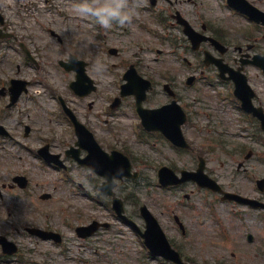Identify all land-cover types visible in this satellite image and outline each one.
Wrapping results in <instances>:
<instances>
[{
  "label": "rangeland",
  "instance_id": "1",
  "mask_svg": "<svg viewBox=\"0 0 264 264\" xmlns=\"http://www.w3.org/2000/svg\"><path fill=\"white\" fill-rule=\"evenodd\" d=\"M194 1L177 0L175 7L181 11L185 10L186 15L191 20H197L198 24L205 22L204 20L227 21V24L230 23L233 28L236 27V23L239 24L229 14L225 0ZM74 3L75 0H0V13L6 20L7 30L17 37L16 39L14 37L0 38V79L21 76L33 81L31 92L24 95L21 101L7 112L11 113L9 116L11 119L7 122L16 128H19L16 122L33 125L34 132L31 133L29 140L39 141V137L44 136L45 130L53 129V134L50 133L49 136L67 138L68 145L73 144L75 141L73 129L69 120L68 131L65 129L67 127L66 117L63 116L57 101L58 95L62 94L66 100L68 99L69 105L80 110L77 114L85 116L82 119L87 123L90 122V128L94 129L98 138L104 136V141L114 142L119 148L131 151L135 155L134 166L141 172V175L137 179L121 181L119 188V195L125 199L127 204L141 201V203L147 202L149 207L164 203H186L197 207H189L191 210L186 217L189 231L191 230L194 236V244L199 247L195 255L197 264H264V253L258 247V243L244 242L247 230L256 233L259 229L264 230V221L252 220L250 225L242 228L225 225L228 229L226 232L228 236L224 237V234L221 236L218 231L219 225L212 218V211L207 201L209 197L203 191L194 190L196 188L191 182L182 186L183 191H170L161 187L157 175L159 166L166 163L174 165L176 161L169 159L170 155L166 154V149L162 146L164 143L162 145L159 143L162 149L158 151L148 147L146 139L137 134L131 100L126 98L121 107L112 110L111 113H115L113 116L105 113L115 96L113 94L118 93L116 72L120 68H117L115 64L120 59L138 60L139 68L146 74L158 80L168 79L167 81L172 82L173 86L178 87L181 99L193 112L191 121L185 127L189 140L199 141L204 149L209 145L211 150L212 140L221 138L220 134L209 128L211 121V116H208L211 112L209 105L216 104L218 101L213 89L206 81L197 82L195 88H189L185 83L186 74L192 68L182 59V56L193 59L196 58L195 52L172 46L170 42L178 34L182 37V33L171 35L153 19L152 11L160 9L163 3H159L156 7L152 6L149 0H128L130 9L134 12L132 22L122 26L114 25L111 29H103L91 17L78 14L73 8ZM248 26L251 25L246 23V27ZM50 29L60 34L62 42L50 33ZM171 30L176 32L175 29ZM248 32L252 33H246L247 37L244 38L247 40L254 38L255 35L260 37L257 28L255 30L248 28ZM20 42L37 54L40 65L37 66L23 58ZM110 47H118L122 52L121 56L110 55ZM160 48H163V51L158 53L157 50ZM69 51H73L87 62L89 75L99 85L98 91L84 100L75 96L70 90L69 80H72L70 79L72 74L66 73L58 62L60 58L65 59ZM154 56H159L160 59L155 61ZM160 70L168 75H164ZM40 90L42 94L38 97L36 91ZM91 101H95L93 110L89 109ZM2 116L4 117V114ZM109 118L110 121H107ZM193 124H197L200 129ZM237 128L242 127L239 125L236 127L234 124L231 128V136L236 138L233 143L241 144L242 141L236 136ZM40 129L43 131H39ZM219 141L217 151L206 155L210 158L211 168L225 172L229 169L227 164L230 162L233 165L234 163L228 161L226 152L221 150L222 140ZM172 155L175 159L183 160L180 167L194 168L196 165L195 156L192 154ZM34 157L32 152L21 150L10 142H6L5 147L0 144V182L6 181L7 177L10 178L13 173L22 171L31 176V187H35L37 182L41 184L46 182L51 185L56 183L57 185L55 190L49 189L53 197L48 200H41L37 194L34 197L31 194H25L16 204H12L13 201H9L10 204H8L6 200L0 199V223L5 225L6 221H16L19 218H30L29 221L37 218L40 220L50 218L52 225L61 227L67 236L75 238L73 230L75 225L98 217L101 213L98 204L89 195H84L75 182H82L86 184L88 191H93L92 185H96L98 180L90 176L88 169L82 168L74 161H68V172H71L74 182L62 181L58 172L41 170L39 162ZM221 161L225 163L223 168H221ZM41 191L36 190L35 192ZM185 193L191 194L190 199L185 198ZM92 196L95 195L92 194ZM181 208V206H176L177 210ZM221 210L223 214L226 211L224 207ZM162 221L173 227L172 221L166 216L162 217ZM67 224L68 228L65 227ZM120 229L126 231L125 227L121 226ZM232 238L240 243H234ZM131 240L122 237V241L117 243L121 244L120 247L124 248V251L129 252V250L133 251V245L138 248L140 243H134L133 239ZM18 244L19 253L10 255L8 261L1 260L0 264H32L30 261H34L33 264H85L78 261L80 258L88 260V264H107L112 259L103 253L101 256H96L97 251L95 250L85 252L83 257L82 249L79 250L75 246L76 241L71 243V247L67 244V248H71L70 255L74 258L70 260L69 254L67 256L68 251L52 253L48 259L40 253L43 243L34 238H28ZM240 245L244 246V249H241ZM124 251L120 253L121 261L129 259L130 264H135L132 263L135 261L131 262L130 255ZM192 251L188 250L190 253ZM2 258L0 255V259ZM142 261L144 262V258ZM136 264H140L139 256Z\"/></svg>",
  "mask_w": 264,
  "mask_h": 264
},
{
  "label": "flooded vegetation",
  "instance_id": "2",
  "mask_svg": "<svg viewBox=\"0 0 264 264\" xmlns=\"http://www.w3.org/2000/svg\"><path fill=\"white\" fill-rule=\"evenodd\" d=\"M149 1L151 2L152 0ZM159 1L163 3L162 6L164 7L162 8L161 6L156 12L161 15L162 20H160L161 22L163 21L164 25L168 26L169 20L172 19L171 25L173 28L179 29L182 33H184L185 30H188L190 33H192V30H203L207 33V35L214 37L224 44V46H218L213 44L212 41H206L202 43V47L200 49H203V51L198 50L199 58H196L194 62H190L192 67L194 66L192 73H194L196 77H200V75L203 74L204 78H210L208 81L217 82L227 89L228 94L224 97L223 101L229 100L228 106L231 111L229 114V119L223 120L220 118V120L218 119L213 125L215 130L219 131L218 134L221 136V138H219V140H222L221 150L226 152L228 161H231L234 164L231 165L229 162L227 164V166H229L227 171L218 172L217 168H213L212 170L208 168V163L210 162L209 156L205 161L206 171L211 176L215 177L222 186L221 191L219 189L214 190L206 188V190L209 191L208 197L211 200V204L214 205L213 219L220 224H226L233 227L239 226L241 228L250 225L252 220L263 221L264 182H262L263 180H261V178H264V120H262L261 117H258L257 114H254L252 110H254L255 107H260L264 111V70L255 63H252L251 60L253 55L256 53L264 54V24L257 22L253 23L261 32L262 39L255 36L254 38L251 37L250 40H247L244 38L247 37L246 32L239 30L242 25L236 23V27L233 28L230 23L227 24V21H211L210 23L202 22L201 24H198L197 20H191V18L186 15L185 10L181 11L175 7V2L177 0H156L155 4L157 5ZM251 1H254L260 8H264V0ZM194 2H196V0ZM229 6L232 7L231 5ZM233 12L240 17L247 19L246 14H241L242 12L236 9L234 10V8ZM200 38L201 36L199 35L198 40ZM180 44L182 45V43ZM206 51L210 53L211 57L217 59L220 58L221 60H219V63L208 64L204 58ZM207 71L211 74H206ZM240 73L246 75L248 83L252 87L253 91L249 90L248 96L252 94L251 98L255 107L251 105L250 101L247 102L246 105H242V100H240L237 96L235 97L234 95L236 81L240 80L241 78ZM143 76L149 78L150 80L152 79L146 74ZM18 78L22 77L11 76L8 78L6 77V80L0 79V144L5 147L6 142H10L15 146H18L21 150L32 152L35 155L36 160L40 163V169H43L44 172L50 171L51 169L53 171L60 170L61 172L68 174L67 138L66 140L63 138L52 137L53 135L49 136L50 133L53 134V129H50L45 130V133L43 134L44 136L39 137V141L34 139L29 140L31 133L34 132L33 125L16 122V124L19 126V128H16L7 122L9 119H11L9 117L11 116V113L7 112L11 111L21 101V98L25 94L29 93L28 91L26 93L19 94L20 90L24 88V85L23 82L15 80ZM166 82L168 81L166 80L165 83ZM31 83V80H29L28 88H30ZM171 86L173 87V85ZM164 88L167 89V91L169 90L168 85H165ZM164 92L166 93V91ZM148 94L147 100L154 101V103L148 106H161L170 101L167 100L162 102L161 99H157L158 96H160V91L155 90V84L152 85V89ZM166 95V98L168 99V94L166 93ZM174 95L179 99V93L175 92ZM220 98H223L222 94H220ZM133 99L136 103L134 96ZM66 104L68 111V99L66 100ZM2 114H4V117ZM235 114L238 116H235ZM234 124L236 127L237 125H239V127L242 126V128L245 129V132H248V135L242 137L245 146L243 144L242 145L243 148H245L246 153H244L243 148H238L239 145L235 146L232 142L234 138L231 136V128ZM41 130L42 129L39 131ZM219 140H212L210 144L212 149L211 152L217 151L220 145ZM102 147L109 154H112L116 149L112 144L104 142ZM172 148L176 149L177 151H179V149L183 150L182 148H178L174 145H172ZM188 150L197 153L198 157H202V154L200 153H204V150H200V146L197 141L195 146ZM224 165V161H221V168H223ZM19 175L25 176L26 179H17L16 177ZM30 177V175L22 171L13 173L10 178L8 176L6 181L0 182V199L6 200L8 204H10L9 201H13L12 204H16L23 196H25V194H31L33 197L35 194H37L40 198L45 196L44 194L47 193L50 194L51 197L52 194L48 190L51 188H57L56 184L51 185L46 182L43 184H41V182H37L35 187H31L32 182L30 181ZM103 180L104 179H102L101 184L104 182ZM36 190L42 191L37 193L35 192ZM98 190L103 191V193L106 195L101 185L98 186ZM26 191L30 192L25 193ZM224 192L243 196L249 199L235 196L228 197ZM103 193L102 195L105 196ZM106 196L109 199V203H101L102 206L104 205V210L106 209L107 213L104 214V210L102 211L101 215L97 219L98 229L93 234H96L97 238L95 240V242L98 244L96 251H98V256H101L103 253L104 255H108L109 258L112 257V259L108 261L107 264H126L129 263V259L128 261H121L120 253L124 251V248H121V244L117 242L122 241V237H126L131 240L132 234L134 236H138L140 240H143L141 234L147 231L148 226L146 220L142 217L143 214L141 209L136 210L132 207L127 211L125 210V215L127 217L121 219L120 214L116 212V208L114 207H117V205H114L112 202L113 196ZM223 196H226L225 200H223ZM187 197L190 196L188 195ZM218 204L224 205L226 209L223 217L222 212L217 207ZM176 206H181L182 208L177 210ZM149 208L151 212L157 217L171 245L179 251L184 264H196L195 255L199 251V247L194 244V236L191 234L192 231L190 230L188 232V223L186 217L191 210L188 208V205L164 203ZM37 210L39 211V208H37ZM163 216H166L168 219L173 221V227L162 221ZM29 219L30 218H19L16 219V221H6L5 225L0 223V236L5 237L8 241L16 243L22 242L28 238H34L38 242L43 243L40 253L46 256L48 259L49 255L54 253V250L52 249L54 246H64L67 242L69 244L70 241H68L67 237L61 233L60 235H42L38 233L36 229L39 228L49 232L57 230L50 223V218L44 220L37 218L30 221ZM120 226H124L126 229H128L130 236L127 235L126 232L122 231ZM150 230L153 234L152 235L150 232H148L150 237L158 236V230L153 227H151ZM93 237L92 239H94ZM92 239L88 238L84 240L91 242ZM236 241L238 240L236 239ZM244 242H257L259 245L263 246L264 230L259 229L257 230V233L247 230ZM152 244L153 246L159 248L156 244ZM188 250L193 251L190 253ZM67 251L68 256L69 250L66 248L62 250V253ZM125 252L130 255L129 258L131 262L136 261L137 254L144 255L146 258L150 259V261L158 260L156 264H163L166 261L163 257L159 256L155 252H152L147 247L145 250H136V246L133 245V251L129 250V252H127L125 250L124 253ZM68 258L71 259L70 255ZM84 262L88 263L89 261L84 260ZM30 263L33 264L35 262L30 261ZM100 263H102V261H100ZM166 264L176 263H169L166 261Z\"/></svg>",
  "mask_w": 264,
  "mask_h": 264
},
{
  "label": "clouds",
  "instance_id": "3",
  "mask_svg": "<svg viewBox=\"0 0 264 264\" xmlns=\"http://www.w3.org/2000/svg\"><path fill=\"white\" fill-rule=\"evenodd\" d=\"M73 8L78 14L91 17L103 29L130 24L134 17L128 0H75Z\"/></svg>",
  "mask_w": 264,
  "mask_h": 264
}]
</instances>
